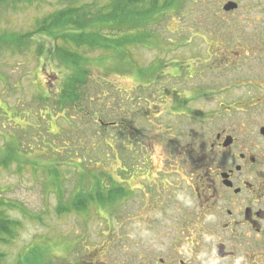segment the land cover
Returning <instances> with one entry per match:
<instances>
[{
	"label": "rangeland",
	"instance_id": "obj_1",
	"mask_svg": "<svg viewBox=\"0 0 264 264\" xmlns=\"http://www.w3.org/2000/svg\"><path fill=\"white\" fill-rule=\"evenodd\" d=\"M109 1L0 0V35L23 39L16 47L0 46V148L6 143L14 146L17 156L0 165V195L14 202L6 212L20 222L15 238L0 245V264H13L34 243L49 247L51 264H125L127 251L117 246L114 229L119 226L126 232L129 226L130 186L140 182L138 167L177 161V144L200 138L213 124L217 127L221 119L209 116L220 101L232 107L222 108L231 120L241 121L240 139L245 131L251 138L254 125L263 122L256 116L264 113V100L257 102L262 95L253 84L257 78L264 83V0H232L237 3L233 13L221 8L231 0H180L179 7L159 14L150 26L158 43L127 45L129 62L118 65L114 57V68L107 58L100 62L106 55L102 49L78 46L76 52L94 60L74 87L79 110L67 108L63 116L52 98L71 71L52 54L51 40L36 29L60 8H100ZM142 8H149L148 0ZM151 65L160 69L145 78ZM172 89L174 94L193 92L182 109L163 97L162 92ZM41 92H50L51 111L64 118L36 117ZM78 143L84 145L75 150ZM74 151L85 153L87 164L76 170L59 165L57 180L54 171L48 174V166L64 157L67 161ZM41 152L49 157H35ZM73 157L74 163L79 160ZM28 159L36 160V166ZM91 160L99 165L89 166ZM80 175L84 184L79 187L95 188L84 181L91 177L99 181L103 197L110 188L119 192L104 205L97 203L98 213H59V196L68 200Z\"/></svg>",
	"mask_w": 264,
	"mask_h": 264
},
{
	"label": "flooded vegetation",
	"instance_id": "obj_2",
	"mask_svg": "<svg viewBox=\"0 0 264 264\" xmlns=\"http://www.w3.org/2000/svg\"><path fill=\"white\" fill-rule=\"evenodd\" d=\"M253 85L260 103L264 83L257 78ZM173 92L162 93L176 109L193 94ZM225 107L220 101L209 116L221 119L217 127L177 144V161L138 167L129 226L114 229L117 246L127 251L125 264H264V113L256 116L263 122L252 137L245 131L240 139L241 121L231 120L225 113L232 107Z\"/></svg>",
	"mask_w": 264,
	"mask_h": 264
},
{
	"label": "trees",
	"instance_id": "obj_3",
	"mask_svg": "<svg viewBox=\"0 0 264 264\" xmlns=\"http://www.w3.org/2000/svg\"><path fill=\"white\" fill-rule=\"evenodd\" d=\"M22 1L32 3L33 0ZM146 2L147 0H110L106 5L101 6L100 8L95 6L89 7L86 5L76 7L69 5L58 9L38 25L36 30L39 35L51 40L50 44L53 46L52 54L60 63L64 64L65 67L71 71L69 75H67V79L62 83L60 90H58V94L55 97H50V92L40 93L41 104L40 108H38V113H36L38 119L45 121L51 119L52 116L56 117L57 115L64 118L63 116L68 112H66L67 108L74 109L76 107L77 110H79V101L74 102L77 98L74 87L77 82L82 80L86 74L89 73V67L92 65L94 59L82 56L76 52L75 49L78 46H86V48L89 49H102L106 52V55L99 57L100 62H103V59L107 58L108 66L114 68V57L118 58V65L120 62H129L125 50L127 49V45L134 43L145 46L152 44L151 42L154 43L155 40L157 42L156 36L152 35L150 32V26L158 16L167 15V11L173 12V10L179 7L180 0H148L149 8H142ZM22 40L23 39L19 38V36L16 37L11 33H4L0 35V46L16 47V45ZM58 40H60L61 43H65V46L61 47L58 45ZM151 67L152 68L149 69L145 78H148L149 74L155 76L160 69V66L151 65ZM50 98L55 99L58 106V112L64 114L63 116L61 114L56 115V113L51 111L48 104ZM78 99L79 96L77 100ZM18 115L22 116V111H19ZM114 123L117 125L116 122ZM83 145V143L81 145L78 143V146H75V150L79 146L83 147ZM13 148L14 146H9L7 143L5 144V147L0 148L1 166L7 165L11 159H14L15 161L17 160ZM76 155L79 157V160L74 163L73 156ZM73 156H70L67 161L64 157L58 164L48 166L47 168L45 166L48 174L53 175L54 171L57 180L59 165L72 166L76 170L78 165L87 164L84 162L86 156L85 153L78 154L77 151H74ZM35 157L45 160L49 157V153H42ZM92 161L93 160L89 162V166H95L98 164L96 161ZM31 163L36 166L37 161L34 159H28V164ZM80 178L81 179L77 182L78 186H75V189L68 200H61L59 196L57 204V211L59 213L72 210L79 212L82 210L85 211V213L94 210L98 213L99 207L97 203L99 205H104L109 202L108 199L112 198V194H118L119 192V189L116 187H114V189L109 187L110 189L107 190L109 191V195L107 193L104 194L103 197L98 180L86 177V180L84 181L87 184H94L95 188L86 187V189H84V187H79L84 184L82 175H80ZM52 183L55 184L57 182L51 180V184ZM14 206L15 204L13 201L0 195V245L12 241L17 234L18 227L20 226V222L16 219L10 218L6 212L8 208ZM50 251L51 250L45 243H34L28 248H25L23 252H20L13 264H51L50 262L53 259V255ZM2 256L3 252L0 251V261Z\"/></svg>",
	"mask_w": 264,
	"mask_h": 264
},
{
	"label": "water",
	"instance_id": "obj_4",
	"mask_svg": "<svg viewBox=\"0 0 264 264\" xmlns=\"http://www.w3.org/2000/svg\"><path fill=\"white\" fill-rule=\"evenodd\" d=\"M236 7H237V3L231 0L224 3L223 10L229 11L235 9Z\"/></svg>",
	"mask_w": 264,
	"mask_h": 264
}]
</instances>
